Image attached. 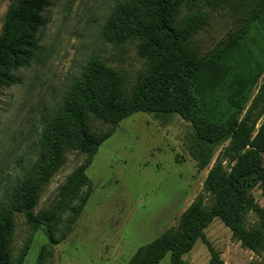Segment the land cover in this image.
<instances>
[{
	"label": "rangeland",
	"instance_id": "obj_1",
	"mask_svg": "<svg viewBox=\"0 0 264 264\" xmlns=\"http://www.w3.org/2000/svg\"><path fill=\"white\" fill-rule=\"evenodd\" d=\"M15 1L0 0V34ZM119 1L51 0L39 34L42 57L17 71L19 83L0 86V199L23 167L37 165L42 122L53 116L93 57L116 69L128 91L142 74L146 61L138 54V40L115 45L103 38ZM199 11L201 25L192 44L202 56L233 37L242 38L259 56L264 52V0H203ZM91 126L113 135L100 146L86 170L88 182L76 194L64 198L61 191L89 158L77 151L66 152L42 187L36 213L49 212L50 227L35 230L24 214L15 216L14 256L31 240L24 264H128L141 247L178 228L200 195L208 207L213 204L205 182L229 141L214 146L211 163L201 169L193 154L195 129L177 114L139 112L114 126L92 118ZM253 197L264 208V187L255 189ZM260 226V215L252 210L246 228ZM184 259L191 264H264V250L256 253L244 246L215 218ZM160 264H171V252Z\"/></svg>",
	"mask_w": 264,
	"mask_h": 264
},
{
	"label": "trees",
	"instance_id": "obj_2",
	"mask_svg": "<svg viewBox=\"0 0 264 264\" xmlns=\"http://www.w3.org/2000/svg\"><path fill=\"white\" fill-rule=\"evenodd\" d=\"M202 1L120 0L113 7L103 38L115 45L138 40L145 68L128 91L116 69L93 57L53 116L42 122L37 165L23 167L0 199V264H24L28 256L31 240L14 256L17 213L24 214L35 230L50 227L51 214L36 213V207L42 187L63 164L68 150L89 158L68 178L62 196H73L88 182L86 170L113 135L94 130L92 118L114 126L139 112L177 114L189 122L196 132L193 154L201 169L211 163L214 146L226 141L229 145L205 182L213 204L208 207L200 195L178 228L141 247L128 264H160L169 252L171 264H191L184 255L215 218L230 227L244 246L256 253L264 250V208L253 197L255 189L264 187V52L259 56L242 38L233 37L206 55L199 54L192 39L201 25ZM51 3L17 0L9 6L0 34V86L19 83L17 71L42 57L39 34ZM252 210L260 215L261 226L248 230L246 218Z\"/></svg>",
	"mask_w": 264,
	"mask_h": 264
}]
</instances>
